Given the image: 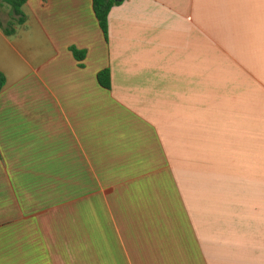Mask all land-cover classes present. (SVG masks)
Listing matches in <instances>:
<instances>
[{
	"label": "crops",
	"instance_id": "1",
	"mask_svg": "<svg viewBox=\"0 0 264 264\" xmlns=\"http://www.w3.org/2000/svg\"><path fill=\"white\" fill-rule=\"evenodd\" d=\"M22 13L0 264H264V0H123L106 37L92 0Z\"/></svg>",
	"mask_w": 264,
	"mask_h": 264
},
{
	"label": "trees",
	"instance_id": "2",
	"mask_svg": "<svg viewBox=\"0 0 264 264\" xmlns=\"http://www.w3.org/2000/svg\"><path fill=\"white\" fill-rule=\"evenodd\" d=\"M2 6H7L11 12V20L7 24H2L0 22V28L3 30L6 36H13L16 33V28L21 26L25 22V17L22 13V6L28 0H0ZM121 3V2H120ZM120 3L115 2V0H92L94 15L98 21V24L105 35L107 36L108 31V15L112 7L119 5ZM74 57L78 60H82L83 53L78 52L75 49H71ZM109 77V72L104 71L98 74V82L104 86ZM6 84L5 77L0 73V93Z\"/></svg>",
	"mask_w": 264,
	"mask_h": 264
},
{
	"label": "rangeland",
	"instance_id": "3",
	"mask_svg": "<svg viewBox=\"0 0 264 264\" xmlns=\"http://www.w3.org/2000/svg\"><path fill=\"white\" fill-rule=\"evenodd\" d=\"M221 150H227V148H222V147H221ZM242 153H244V152H242ZM226 154H227V152L222 153L221 155L224 156V155H226Z\"/></svg>",
	"mask_w": 264,
	"mask_h": 264
},
{
	"label": "water",
	"instance_id": "4",
	"mask_svg": "<svg viewBox=\"0 0 264 264\" xmlns=\"http://www.w3.org/2000/svg\"><path fill=\"white\" fill-rule=\"evenodd\" d=\"M123 0H115V2H117V3H120V2H122Z\"/></svg>",
	"mask_w": 264,
	"mask_h": 264
}]
</instances>
